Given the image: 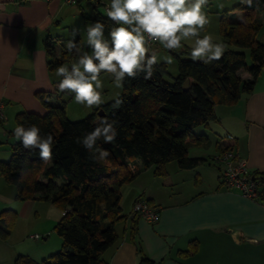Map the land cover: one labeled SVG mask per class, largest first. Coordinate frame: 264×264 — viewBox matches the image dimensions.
<instances>
[{"label": "trees", "instance_id": "16d2710c", "mask_svg": "<svg viewBox=\"0 0 264 264\" xmlns=\"http://www.w3.org/2000/svg\"><path fill=\"white\" fill-rule=\"evenodd\" d=\"M93 8L95 12L89 18L104 23L107 36L112 22L102 10ZM234 11H242L243 19L235 18ZM258 13L264 15V0H253L252 7L239 0L232 9L222 11L220 35L224 43L237 49L227 48L220 60L208 64L183 58L182 55H189V48L174 53L178 60L176 75L170 72L167 63L159 62L151 78L145 79V74L140 73L135 79H126L120 95L123 104L116 109L112 106L115 100L102 105L104 115L99 114L98 108L81 120H70L67 104L72 95L68 94L66 100L65 93H60L57 87L54 92L38 93L46 113L24 110L16 114V124H34L42 135L54 137L52 159L43 161L38 149L26 150L15 139L10 159L0 161V175L15 186L16 200L49 202L63 211L53 228L63 242L60 250L39 262L20 255L15 264H107L101 254L118 239L115 224L126 218L131 219L130 234L136 242L138 220L142 216L134 211L131 215L123 214L122 186L137 177L138 163L144 168L153 166L156 175L166 176V165L171 161L178 162L182 168H194L206 161L188 155L190 141L207 140L195 128L209 126L216 120V104L232 105L243 94L251 93L264 67ZM59 40L60 37L51 35L44 40L50 71L74 59L66 47L57 49ZM75 40L81 42L79 36ZM247 57L251 64L247 63ZM241 72H246L248 77H242ZM186 81L188 89L184 88ZM100 117L117 121V135L112 143L104 142L103 138L97 141V146L110 153L104 162L97 163L76 139L91 132ZM13 131H10L12 137ZM226 138L227 146L219 147V151L234 145V137ZM21 169L26 172L23 182H20ZM254 177L259 181L262 200L264 171ZM17 217L13 208L0 212V239L11 236ZM137 244L139 264H157L143 253L140 242Z\"/></svg>", "mask_w": 264, "mask_h": 264}, {"label": "crops", "instance_id": "0c3cea01", "mask_svg": "<svg viewBox=\"0 0 264 264\" xmlns=\"http://www.w3.org/2000/svg\"><path fill=\"white\" fill-rule=\"evenodd\" d=\"M63 4L64 0H0V103L3 105L0 144L5 138L12 140L11 144L15 141L10 131L15 128L18 112L45 113L46 107L38 93L56 89L60 77L48 68L44 40L50 29L60 23L58 17ZM78 5L92 7L87 0ZM243 14L234 11L237 19ZM256 17L262 23L258 39L264 43V15L258 13ZM220 42L224 43L221 35ZM182 44L183 50L191 47ZM153 48L158 55L162 54V47ZM241 75L248 77L246 72ZM214 109L216 120L194 130L207 140L190 141L188 146L190 157L204 158L205 162L194 168H182L178 162L171 161L166 165V176L156 175L153 166L144 168L138 163L137 177L121 188V192L124 188L131 191L126 211L120 201L122 212L131 215L134 201L141 197L157 210L158 218L154 222L144 217L138 220L136 242L130 234L131 219L117 222L118 239L101 254L104 262L139 264L137 242H140L143 253L157 264H264V198L252 200L239 189L223 185V167L216 161L222 152L219 147L227 146L226 137L232 136L235 142L231 148L246 161L249 172L254 176L264 171V67L251 93L243 94L232 105L216 104ZM0 159H6V155ZM8 184L0 175V212L13 208L18 217L11 236L0 239V264H15L20 255L35 260L34 252L41 257L50 255L43 247L26 252L21 249L19 239L14 240L15 234L26 235L22 219H29L34 213L39 218V209L38 200H16V188L11 191ZM40 210L50 221H46L43 229L49 233L51 225L60 218H56L50 207Z\"/></svg>", "mask_w": 264, "mask_h": 264}, {"label": "clouds", "instance_id": "9594fccd", "mask_svg": "<svg viewBox=\"0 0 264 264\" xmlns=\"http://www.w3.org/2000/svg\"><path fill=\"white\" fill-rule=\"evenodd\" d=\"M209 0H109L105 7L106 16L112 27L105 35V24L99 20L85 25V42H76L75 34L67 40L65 47L74 59L55 69L60 77L56 85L60 93L73 96L75 103L89 109L99 108L104 103L102 75L108 76L117 89H122L126 79H135L140 73L145 79L152 77L160 57L153 45L165 50L182 48V42L191 41L190 56L205 64L220 60L227 48L222 42H214L211 34L201 32L210 23L204 9ZM252 7L253 0H240ZM243 19V18H242ZM167 64L173 57L164 58ZM114 109L123 104L119 93L114 97ZM117 121L100 117L94 129L77 138L76 142L90 153L94 162L102 163L110 153L97 146V141L112 143L117 135ZM14 138L29 151L38 149L40 158L48 162L52 159L55 143L51 134L42 135L36 125L25 126L17 123ZM25 165L27 160L23 162ZM26 177L21 169L20 182Z\"/></svg>", "mask_w": 264, "mask_h": 264}, {"label": "rangeland", "instance_id": "374dc122", "mask_svg": "<svg viewBox=\"0 0 264 264\" xmlns=\"http://www.w3.org/2000/svg\"><path fill=\"white\" fill-rule=\"evenodd\" d=\"M103 1L109 3V0H103ZM238 2L239 0H211L209 1L204 11L208 9V11L206 12L208 14L210 23L206 25L205 27L206 29L203 32H201V36H203L204 34H211L214 42L216 41L220 42V33H219L220 31L218 27V19L220 18V13L224 10L232 9ZM82 7L83 6H80V5L67 4L66 2L65 4L62 5V14L61 16L58 17V20L60 21V23L58 25L55 24L50 29L51 36L53 37L58 36L61 38V40L58 41V45H57L58 50L61 51L63 48H65L66 41L71 39L73 34H75V39L79 36L81 39V42L82 41L85 42L84 50L90 51V49L86 47V34L84 32V28L88 22H94L89 17L94 14L95 10L93 7H87V6H84L83 8ZM82 9L85 10L84 13ZM98 9L103 11L102 7ZM182 43L188 44L189 46H191L192 42L184 41ZM230 47L233 49H237L235 46H227V48H230ZM181 50H183V48L172 50V51L165 50L162 48L161 49L162 54L158 55L161 58L160 61L164 60V58L169 55L173 57V63L168 64V68L170 72L173 73L174 75L178 73V60L176 56L174 55V53H178ZM247 55H248V52H247ZM182 57L192 59L190 56V51H189V55H182ZM71 62L72 61L68 59V61L63 62V64L70 65ZM247 63L251 64L249 57H247ZM102 80L104 84V87H103L104 103L102 105H104L114 100V97H116L118 93L119 95H121L122 89L115 88L112 81L106 75H102ZM64 98L66 100L68 99L67 93L64 94ZM96 109L98 108L94 107L92 109H89L83 105L75 103L73 100V96H71L70 101L67 104V117L72 121L81 120L86 115L94 112ZM13 126L15 127L16 125H13ZM13 126L11 128H14ZM11 141L10 139L7 140V138L2 139L3 143L0 144V156L6 155V159H0L1 161H7L10 159L11 153H12L11 152ZM8 186L10 187L11 191L12 189L15 188L12 184H8ZM127 189L129 188H124V190H122L121 192L123 195V197H121L123 198L121 200V205L124 208V211H126V208H128L130 204V198H131V191ZM36 205L38 206L37 209H39V218H35V213H34L33 217L30 216L29 219L28 218L22 219L21 225H23L26 235H23V233L15 234L14 240L19 239L18 242L22 246L21 249H24V251L26 252H31L29 250H32V249H34L35 251L43 247L42 249H45L47 252L49 250L51 254L55 253L58 250H60L63 241H62V238L53 230V227L56 223H53L51 225L52 231H50L49 233L43 232L44 226L46 225V221L47 223L48 222L50 223V221L45 219L44 212L40 210V207H50L52 211H54V213L57 216L56 218L58 219L61 218V210L49 202L38 201L36 202ZM35 234H38L40 236L38 240L32 237ZM52 248H57V249H52ZM32 254H34V256L36 257L35 260L38 262L46 258L47 256H49V255H46L44 257H41L42 255H40L38 252H34Z\"/></svg>", "mask_w": 264, "mask_h": 264}, {"label": "built area", "instance_id": "2783aa9c", "mask_svg": "<svg viewBox=\"0 0 264 264\" xmlns=\"http://www.w3.org/2000/svg\"><path fill=\"white\" fill-rule=\"evenodd\" d=\"M67 4L78 5L82 0H64ZM92 7L103 8L108 4L103 0H87ZM155 45V44H154ZM153 45V46H154ZM3 105L0 103V121L3 118ZM216 161L223 167L222 182L227 187H234L240 190V193L252 200H261L259 194V181L249 172L246 161L235 154L231 147L220 152ZM133 211L139 213L150 222L158 218V212L146 200H138L133 204ZM35 239L40 238L38 234L32 236Z\"/></svg>", "mask_w": 264, "mask_h": 264}, {"label": "water", "instance_id": "95a60500", "mask_svg": "<svg viewBox=\"0 0 264 264\" xmlns=\"http://www.w3.org/2000/svg\"><path fill=\"white\" fill-rule=\"evenodd\" d=\"M188 85H189V83H188V81H186L184 84V88L188 89ZM98 112H99V114L104 115V111L102 108H100Z\"/></svg>", "mask_w": 264, "mask_h": 264}]
</instances>
